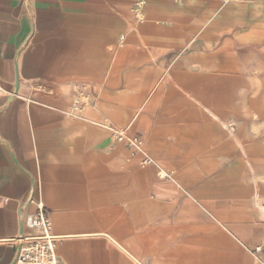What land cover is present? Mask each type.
Listing matches in <instances>:
<instances>
[{
	"label": "crops",
	"instance_id": "1",
	"mask_svg": "<svg viewBox=\"0 0 264 264\" xmlns=\"http://www.w3.org/2000/svg\"><path fill=\"white\" fill-rule=\"evenodd\" d=\"M38 205L59 264H264V0H0V264Z\"/></svg>",
	"mask_w": 264,
	"mask_h": 264
},
{
	"label": "built area",
	"instance_id": "2",
	"mask_svg": "<svg viewBox=\"0 0 264 264\" xmlns=\"http://www.w3.org/2000/svg\"><path fill=\"white\" fill-rule=\"evenodd\" d=\"M95 94L92 89L79 87L72 97V103L68 111L70 116H78L82 111L95 103ZM114 137L117 140L125 138L124 132L116 131ZM131 144L141 147V141L132 140ZM22 228L29 231L10 240L15 248L14 264H59L55 253V237L51 234V222L47 212L41 206H37L34 214L26 215L22 222Z\"/></svg>",
	"mask_w": 264,
	"mask_h": 264
}]
</instances>
